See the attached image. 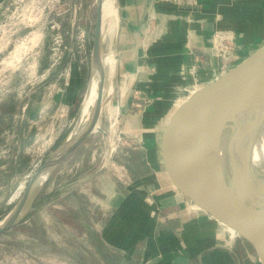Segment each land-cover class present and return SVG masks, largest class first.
I'll return each mask as SVG.
<instances>
[{
	"label": "rangeland",
	"instance_id": "1",
	"mask_svg": "<svg viewBox=\"0 0 264 264\" xmlns=\"http://www.w3.org/2000/svg\"><path fill=\"white\" fill-rule=\"evenodd\" d=\"M151 1L153 6L168 4ZM116 12L104 27V57L117 54L113 45L120 15ZM123 17L130 27L138 23L140 29L120 36L118 51L124 62H116L113 73L105 66L99 126L111 137L93 133L61 164L40 193L38 208L22 221L31 226L33 220L38 236L20 230L2 235L0 264H106L101 253H110L109 246L103 247L99 240L102 222L107 219L109 224L113 217L127 247L146 237L139 242L132 264H141L148 243L158 247L164 230L177 233L181 247L168 246L162 258H153L151 248L149 264L153 259L154 264H175L178 259L195 264L198 250L211 255L225 246V240L205 227L188 205L180 209L162 168L160 144L169 116L167 105L176 97L177 77L187 91L185 97L179 95L182 104L263 42L246 28L219 27L202 41L192 31L182 41L185 60L176 62L179 31L171 34L153 14L135 17L127 10ZM95 20L96 0H0V220L76 124L90 75ZM78 76L82 84L69 110L65 102L73 100ZM255 99L252 95L249 102ZM253 113L244 116L251 120ZM121 132L127 138H120ZM135 136L139 138L129 139ZM253 160L264 162V140L256 144ZM100 171L97 178L76 186ZM22 183L25 187L16 196ZM61 209L70 213L65 222L56 212ZM123 259L128 260L124 254Z\"/></svg>",
	"mask_w": 264,
	"mask_h": 264
},
{
	"label": "water",
	"instance_id": "2",
	"mask_svg": "<svg viewBox=\"0 0 264 264\" xmlns=\"http://www.w3.org/2000/svg\"><path fill=\"white\" fill-rule=\"evenodd\" d=\"M103 1L96 0L90 75L73 130L35 172L12 209L0 220V237L22 223L49 179L100 126L105 83ZM117 61V54H114ZM92 85L97 94L92 120L84 110ZM264 85V45L210 85L188 97L166 122L160 144L162 168L181 200L246 264H264V162L254 163L258 124L238 126L240 105ZM264 129V127H263ZM197 135L195 155L182 134ZM189 133V134H190ZM119 137L126 135L121 132ZM127 138V137H126ZM129 138V137H128ZM139 136L129 138L137 140ZM103 171L80 180L84 185ZM252 207H254L253 213ZM261 216V217H260Z\"/></svg>",
	"mask_w": 264,
	"mask_h": 264
},
{
	"label": "crops",
	"instance_id": "3",
	"mask_svg": "<svg viewBox=\"0 0 264 264\" xmlns=\"http://www.w3.org/2000/svg\"><path fill=\"white\" fill-rule=\"evenodd\" d=\"M116 1H118L116 3V7L117 10H119L120 23L117 33L118 35L116 36L117 39L115 38L114 41L115 44L113 46L117 52L118 58L116 62L118 64L124 62L122 60H125V57L118 51L119 42L121 40L120 36H122V33L124 31H132L135 29H140L138 23H136V27H130V25L127 23L126 18L123 17L124 13L127 10L131 11L132 15H135V17L140 15L141 17L143 16V18H145L153 14L159 17L162 20V22L166 24V27L168 28L171 34L173 33V31H179V33H181V35L179 36V38L176 40L175 43L176 62L185 60L186 43L184 44L182 41H184L188 35H191L192 31L194 32L195 39L198 41H202L204 38L209 37L211 32L214 31L215 29H218L219 27L220 29H224V30H232V29L241 30L246 28L248 32L252 33L253 35L256 34V37H258L259 40H262L263 43L260 46L264 45V0H206L203 3V7L201 8L194 7L195 9L193 10L179 9L170 4H160V5L156 4L153 6L151 0H116ZM125 23L128 24V27H126ZM169 39L171 40V37H169ZM260 46L258 48H260ZM258 48L251 49V51H249L248 54L243 55L241 58H238L237 61H235L234 63L229 64L225 73H227L229 70L233 69L234 67L242 63L250 54L254 53ZM166 59H169V56L168 58H165V60ZM78 78H79V84L75 88L73 100L69 103H66L64 98L65 104H69V110L71 109V106L74 104V100L76 98L77 92L80 90V86L82 84V79L79 76ZM217 78L219 77L216 76L214 79L216 80ZM176 85L177 86L175 87L174 90V95L176 97L171 102L170 106L167 105L168 108L167 110L169 112L167 121L175 112V110L181 105L179 100V95L185 97L187 93L186 89H184L183 85L180 83L179 77L176 78ZM254 96L255 97L257 96V92L256 94H254ZM65 97H66V93H65ZM259 99L261 102V98ZM252 105L253 103L249 102V98L241 103L240 111H239L241 112V115L238 116L240 118H238L237 122L244 121V123H246V119L248 120V118L246 117L249 116H244V115L247 114V112L249 113L255 112V114L253 113L252 120L255 121L254 118L256 114H258V116L261 117L262 121H259L260 124L258 125L259 127H261L260 130H258L259 135H261L264 132L263 129L264 104L260 106V108L259 105L258 108L256 104H254L253 107ZM26 107L27 105H24L22 110L26 109ZM189 133L190 132H187V134L186 133L182 134V140L184 143H186L187 147L189 148V151L191 150V153L195 155L197 151L196 142H195L197 141L196 140L197 135L193 133L190 134ZM260 140L261 141L264 140V134ZM171 187L174 188L172 185ZM174 193H175V199L178 202V206L180 207V209L184 210L185 204L181 200L176 189L174 190ZM106 221L107 219L104 222H102L103 224H105V226L101 234V241L103 243L105 242L104 244L106 246L108 245L109 248L113 246L114 248L112 249L118 248L122 250L120 252L125 256H127L128 260H131L134 257V255H137L136 251L139 242L146 239L145 235L143 237H138L134 242V244L131 245V247H127V243L125 241H122V237L125 235L121 237V233L119 231L116 232V228H117L116 225L118 223L116 217H113V220H111L109 224H106ZM204 225L205 227L210 228L206 224ZM210 230L213 231L211 228ZM163 233L164 235L160 238L162 239V241L159 242L158 247L154 248L153 247L154 244L151 247L150 243H148L146 249L142 251L141 264L148 263L147 261L150 258L151 248L154 252L153 258L156 257L162 258V255H164V253L167 251L168 246L174 249H176L177 247H181L180 242L177 239L178 237L177 233L172 232L170 230L168 231L164 230ZM204 252L205 250L202 249L197 251L196 254L197 261L195 264H244L243 261L240 262L234 254L226 250L223 246L221 250H217L216 253H213L211 255L206 254ZM154 260L155 259H153L152 261ZM152 261L151 263L154 264L155 262ZM175 264H187V262L185 260L178 259V261H176Z\"/></svg>",
	"mask_w": 264,
	"mask_h": 264
},
{
	"label": "bare ground",
	"instance_id": "4",
	"mask_svg": "<svg viewBox=\"0 0 264 264\" xmlns=\"http://www.w3.org/2000/svg\"><path fill=\"white\" fill-rule=\"evenodd\" d=\"M118 2V1H117ZM118 6V5H117ZM117 10V7H116V0H104L103 1V17L105 18V20H113V17L114 15L117 13L116 12ZM116 12V13H115ZM119 14V13H118ZM120 15V14H119ZM117 17V16H116ZM120 17V16H119ZM118 19V18H117ZM117 22V21H116ZM107 23V22H106ZM110 23V22H109ZM114 24V23H113ZM112 24V25H113ZM118 24H119V21H118ZM117 24V25H118ZM115 29V28H114ZM118 29V27H117ZM106 30V29H105ZM115 33V32H114ZM105 34V33H104ZM107 35V34H106ZM105 35V36H106ZM118 35V34H117ZM107 38V37H105ZM117 39V38H116ZM112 47V46H111ZM114 49V48H113ZM115 63H116V60H115V55L114 54H111L107 57H105L104 59V64L105 66H109V70L111 71V73H113L114 69L116 68L115 67ZM116 71V70H115ZM111 76V75H110ZM113 76V75H112ZM112 78V77H111ZM108 80V79H107ZM112 82V81H111ZM107 83V82H106ZM92 91H91V94H90V98L87 102V105L85 107V110H84V114H85V120L87 122L91 121L92 120V117H93V111L91 110L92 108H94V104L96 102V97H97V94H96V91H95V86L92 85ZM108 90V89H107ZM106 90V91H107ZM107 95V94H106ZM256 97H259L261 98V102L259 101L260 99L259 98H256L255 100H253V103L256 104L257 108H258V105H259V108H260V105L261 103H263L264 101V85L258 90L257 92V96ZM259 99V100H258ZM109 100V99H108ZM255 121H253L252 119L251 120H248V122L246 121V123H244V121H240V126L243 127H251V126H255L256 124H260L259 121H262L261 120V117L258 116V114H256L255 116ZM257 125V126H258ZM25 185L24 183L21 184L20 188L18 189V192L16 194V196H18L20 194V192L24 189ZM22 193V192H21Z\"/></svg>",
	"mask_w": 264,
	"mask_h": 264
},
{
	"label": "trees",
	"instance_id": "5",
	"mask_svg": "<svg viewBox=\"0 0 264 264\" xmlns=\"http://www.w3.org/2000/svg\"><path fill=\"white\" fill-rule=\"evenodd\" d=\"M65 138V137H64ZM63 138V140H64ZM39 197L37 198V200L35 201V209L38 208L39 204H40V200ZM61 218L59 220L65 222V218L67 215H70L69 211L65 210V209H61L59 211H56ZM13 230H20L24 233H26L28 236L36 238L38 236L37 232H36V223L32 220V224L31 226H26L23 223H20L19 225H17L16 227H14L13 229H11L10 231H8L5 234L10 233ZM100 245H102L103 247L107 248L105 246V244L99 240ZM108 250H110V253L107 252V254L101 253V256L105 259L106 264H132L133 263V259L134 257H136V255H134V257L131 260H124L123 259V254L116 250V249H112V248H107Z\"/></svg>",
	"mask_w": 264,
	"mask_h": 264
},
{
	"label": "built area",
	"instance_id": "6",
	"mask_svg": "<svg viewBox=\"0 0 264 264\" xmlns=\"http://www.w3.org/2000/svg\"><path fill=\"white\" fill-rule=\"evenodd\" d=\"M155 1L156 3L163 2V3H168L170 5H188L193 7H201V4L203 3L204 0H155Z\"/></svg>",
	"mask_w": 264,
	"mask_h": 264
}]
</instances>
